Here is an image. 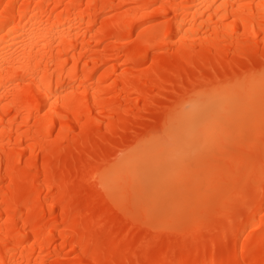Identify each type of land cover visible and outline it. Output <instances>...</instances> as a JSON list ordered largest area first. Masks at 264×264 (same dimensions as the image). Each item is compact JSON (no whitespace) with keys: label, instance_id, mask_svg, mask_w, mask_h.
I'll use <instances>...</instances> for the list:
<instances>
[{"label":"bare ground","instance_id":"1","mask_svg":"<svg viewBox=\"0 0 264 264\" xmlns=\"http://www.w3.org/2000/svg\"><path fill=\"white\" fill-rule=\"evenodd\" d=\"M262 68L264 0H0V264H137L146 227L168 264H264V182L225 221L197 201L193 218L135 216L144 187L161 209L222 191L202 126L246 101L260 122Z\"/></svg>","mask_w":264,"mask_h":264},{"label":"rangeland","instance_id":"2","mask_svg":"<svg viewBox=\"0 0 264 264\" xmlns=\"http://www.w3.org/2000/svg\"><path fill=\"white\" fill-rule=\"evenodd\" d=\"M170 18V13L161 15L158 19L166 20ZM228 80V79H224ZM223 82V80H221ZM200 85L205 86L206 82ZM188 88V86H186ZM173 86L166 92V95L173 96ZM249 101L237 103L229 117L208 123L202 126L204 135L211 140L212 148L210 157L205 161V165L211 171L208 181L212 182L218 176H222L219 181V187L222 190L216 194H209L212 186L205 185L192 194L191 199L183 194L181 196H173L169 198V203L166 209L157 208L155 203L148 199L155 195L147 188H141V192L147 193L148 198L138 205V212L135 216H146L148 219L156 220L159 218L170 219L174 215H179L182 218H193L190 214L192 202L207 203L206 211L210 222L225 221V216L228 212H234L237 208L248 207L252 198L257 194V188L264 182V118L259 122L252 118L251 110L247 104ZM164 106L170 104V100H163ZM154 119H158L159 113L153 114ZM147 122V119L142 121ZM143 131V128H137ZM195 138V139H194ZM196 144L188 147L189 156H199L203 153L202 145L200 144L201 136L193 137ZM219 142V143H218ZM169 153V152H168ZM199 159V158H198ZM197 160V159H196ZM193 159L186 160L181 165H176L172 169L165 170L163 164L158 167L156 179L162 180L170 184H174L177 178L185 176L193 167ZM155 163V162H154ZM153 163V164H154ZM157 168V166L155 167ZM181 169H184L182 174ZM148 174L141 175L137 182L144 184L150 180ZM225 190L226 192H224ZM231 193L227 196V191ZM136 191V186L133 184L128 188V195ZM187 193V191H184ZM237 204L240 206L236 208ZM147 207L149 212L146 213L142 209ZM144 234H153L150 228H143ZM164 235L174 237L175 234L171 231H163Z\"/></svg>","mask_w":264,"mask_h":264},{"label":"snow or ice","instance_id":"3","mask_svg":"<svg viewBox=\"0 0 264 264\" xmlns=\"http://www.w3.org/2000/svg\"><path fill=\"white\" fill-rule=\"evenodd\" d=\"M261 79L264 80V68L260 72ZM157 251V237L151 234H144L139 242L138 252L143 255L142 260H138L137 264H168L167 261H160L154 259V255ZM221 264H232L231 261L221 262ZM239 264V262H237ZM247 264V262H245Z\"/></svg>","mask_w":264,"mask_h":264}]
</instances>
